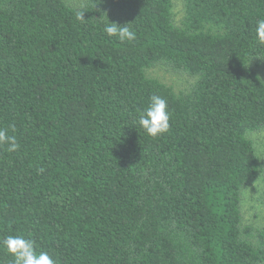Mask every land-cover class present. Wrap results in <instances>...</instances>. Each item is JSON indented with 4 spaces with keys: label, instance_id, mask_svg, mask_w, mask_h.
I'll use <instances>...</instances> for the list:
<instances>
[{
    "label": "trees",
    "instance_id": "1",
    "mask_svg": "<svg viewBox=\"0 0 264 264\" xmlns=\"http://www.w3.org/2000/svg\"><path fill=\"white\" fill-rule=\"evenodd\" d=\"M83 1L0 0V128L19 144L0 145V241L30 238L56 264H264V226L242 211L264 181L249 137L264 130V0H184L178 23L174 0ZM156 65L195 80L177 92ZM153 94L171 112L158 137L137 122Z\"/></svg>",
    "mask_w": 264,
    "mask_h": 264
},
{
    "label": "clouds",
    "instance_id": "2",
    "mask_svg": "<svg viewBox=\"0 0 264 264\" xmlns=\"http://www.w3.org/2000/svg\"><path fill=\"white\" fill-rule=\"evenodd\" d=\"M77 19H84L83 11L77 12ZM104 31L121 41H132L136 38L135 32L128 27V24L120 26L108 20V23L104 25ZM255 33L257 41L264 44V19L257 21ZM170 120L171 112L168 101L160 95L153 94L147 106L138 115L137 122L148 135L158 137L169 129ZM3 144L9 145V151L19 148L16 137L9 135L6 129L0 128V145ZM0 244L12 257L13 264H56L47 252H38L34 241L25 236L7 235L3 241H0Z\"/></svg>",
    "mask_w": 264,
    "mask_h": 264
},
{
    "label": "rangeland",
    "instance_id": "3",
    "mask_svg": "<svg viewBox=\"0 0 264 264\" xmlns=\"http://www.w3.org/2000/svg\"><path fill=\"white\" fill-rule=\"evenodd\" d=\"M72 6L78 7L83 0H66ZM174 13L177 23L184 13V0H174ZM264 78V68L258 70ZM151 77L172 86L177 92L187 90L195 78L188 74L177 73L163 65H156L146 70ZM261 161H264V130L249 133ZM242 211L245 224L256 227L264 226V181L262 177L252 180L243 190Z\"/></svg>",
    "mask_w": 264,
    "mask_h": 264
}]
</instances>
